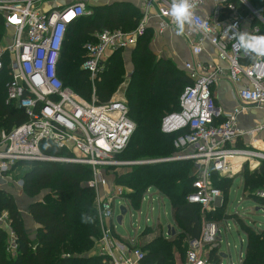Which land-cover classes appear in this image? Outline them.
<instances>
[{
    "label": "built area",
    "instance_id": "1",
    "mask_svg": "<svg viewBox=\"0 0 264 264\" xmlns=\"http://www.w3.org/2000/svg\"><path fill=\"white\" fill-rule=\"evenodd\" d=\"M109 1L0 0V18L13 33L11 43L0 47V74L5 70L9 73L6 102L24 110L27 116L24 123L0 140V174L9 183L14 167L20 162L64 161L90 166L92 178L88 185L96 193L95 206L103 233L101 254L109 257L112 264H144L146 253L140 247L115 238V227L108 222L116 221V205L110 195L106 194L110 198L107 200L100 195V190L107 186L105 170L113 168L124 174L130 166L141 163L118 158L127 148L136 124L129 116L125 99L113 95L109 101L101 102L95 88L109 57L134 47L153 17L157 32L176 30V25L169 15L172 0H143L145 11L136 29L98 32L96 41L84 46L86 55L81 67L90 73L93 86L91 99L87 100L64 86L57 65L69 27L92 15L94 6ZM207 1L191 0L192 24L186 25L182 32L194 57L185 61L183 67L191 83L180 96V110L167 114L161 128L168 134L184 131L174 141L179 154L169 159L194 164V190L187 200L200 204L203 211L214 212L225 203L222 190L214 186V174L232 176L246 165L256 168L264 161V149L256 145L264 122L249 129L240 126V115L245 109L250 106L264 109V57L251 59V54L235 47L240 32L257 34L260 26L253 25V21L264 19L247 0H213V14L203 15L200 11ZM207 45L228 63L227 74L239 85V104L230 112H223L217 105L212 90L224 69L200 59ZM44 141L67 149L71 155L44 154L41 149ZM23 184V180L17 182L21 189ZM252 195L264 199V188ZM223 221L224 226L207 221L199 238H189L185 264H211L207 247L221 243L223 227L224 231L230 230V222ZM0 224L10 229L14 253L17 243L7 209L0 211ZM244 258L241 249L238 264H243Z\"/></svg>",
    "mask_w": 264,
    "mask_h": 264
},
{
    "label": "trees",
    "instance_id": "2",
    "mask_svg": "<svg viewBox=\"0 0 264 264\" xmlns=\"http://www.w3.org/2000/svg\"><path fill=\"white\" fill-rule=\"evenodd\" d=\"M249 1L264 19V0ZM143 15L141 5L126 0H113L94 6L92 15L73 23L68 29L57 65V74L64 86L90 100L93 86L88 72L81 69L86 55L85 44L96 41L95 35L105 29L133 31ZM254 24H257L256 20ZM4 26V20L0 18V39ZM150 28H147L135 46V67L126 95L129 116L136 128L127 148L118 155L121 160L154 161L172 158L179 154L174 141L184 132L168 134L162 131L161 126L167 114L180 110V96L191 80L177 65L164 59L156 60L149 52L147 36ZM253 35H264V26ZM121 54V51H117L108 59L106 70L96 83L95 92L101 102L111 99L122 80ZM253 57L251 55V59ZM8 80L9 73L5 70L0 74V131L3 128L11 131L27 120L24 110L6 102ZM41 149L47 155H71L67 149L46 141L41 143ZM192 164L191 161L135 164L132 170L124 174H119L113 168L111 171L105 170L108 178L115 175L114 183L128 190L124 197L129 199L131 208L140 209L147 189L153 187L169 198L174 207L176 221L183 232L171 245L161 237L144 246L147 252L144 264H177V255H173L172 246L182 248L184 254L180 260L184 262L186 249L184 251L183 245L186 236L190 239L199 238L204 219L221 221L228 215V192L233 184L230 178L218 174L213 176L214 186L223 190L225 195L224 205L216 211L203 212L200 204L187 200V195L194 190L193 182L196 179L191 171ZM23 165L31 167L24 173L23 192L30 199L27 212L37 228L33 235L27 231L25 215L16 199L1 188L0 211H9L17 249L14 254L8 252V230L0 226V264H112L110 258L102 254H83L90 251L101 236L95 208L96 193L88 185L92 178L91 167L55 161L20 162L17 166ZM240 176L243 178L244 196L264 206V199L252 195L264 183V161L254 169L246 165ZM82 213L91 215L95 222L82 223ZM241 227L248 236L243 264H264V229L253 232L251 227L242 223ZM219 244H212L208 255L210 261H216Z\"/></svg>",
    "mask_w": 264,
    "mask_h": 264
},
{
    "label": "rangeland",
    "instance_id": "3",
    "mask_svg": "<svg viewBox=\"0 0 264 264\" xmlns=\"http://www.w3.org/2000/svg\"><path fill=\"white\" fill-rule=\"evenodd\" d=\"M111 1L113 0H110L109 2ZM247 1L250 4V6L254 9L251 2L249 0ZM254 11L256 10L254 9ZM255 20L257 21V25L260 26V28L264 26V21L262 19L255 18ZM150 29L151 31H149L147 36L149 52L152 53V55L155 57L156 60L159 59L168 60L170 64L177 65L179 68H181L184 71L183 68L184 62L187 59H185L186 57L183 54L184 52L186 53V50L189 49V46L187 44V41L183 33L178 34L177 31L174 29L166 31L164 33L157 32L155 28L152 27ZM12 34H13L12 30L7 29V27L4 26V33L0 39V47L6 46V44L11 43L13 39ZM135 46L128 47L126 50L121 51L122 53L121 56L118 55V57L119 56L122 57L123 76L120 84L118 85L117 89L113 94L116 99H125L127 102L128 109H129V102L126 92L130 86L131 75L134 72V67H135V63H134V54L136 50ZM188 51L190 52V50ZM190 58L191 55L189 56V59ZM88 74L90 77V73ZM247 114H249V116L253 120L254 119L257 120L258 118H262L264 116V109L259 107L258 108L251 107L247 111ZM256 123H259V121H256ZM8 132L9 131H7L4 128L1 129L0 140ZM139 162H144V161H139ZM193 166H191V171L195 170ZM30 168L31 167L29 165L15 167L13 169V175L11 181L5 186L0 187V189L2 188L8 190L11 189L12 187L16 188V183L19 182L20 180H23L24 173H26V171H28ZM129 168L130 169L126 171L132 170V166H130ZM112 174H115V172ZM114 176L112 177V179L114 178ZM263 188H264V183L262 184V187H258L256 190H260ZM127 191L128 190L124 188V186L118 184L116 187L114 186L110 188L107 187L104 188L103 190L102 189L100 190V195L104 199L106 200L110 199L107 197L106 194H110V196L113 197V203H115L116 205L115 207L116 215L120 213V207L122 204H124L128 208V213L124 215V219L121 224L117 223L115 220L112 221L109 220L108 223H110L109 226L113 225L115 227L114 229H117V232L114 233V236L117 239V241H120L122 243L128 244V242L125 241L126 239L128 240L130 236L131 237L135 236V233L139 234V241H138L139 244H137V246L140 247L143 251H145L144 246L149 245L155 239L162 237L164 230L160 225L157 226V222H160L162 226L165 228L169 224H174L173 208L170 201L166 197H163V199H161L157 194L156 190L152 189L151 193L153 195V200L151 201L149 198L146 197L145 201L144 202L142 201L143 204L141 205L140 209H133L131 208L130 203L129 201H127V199L123 198L121 200L115 197V196L121 197L122 195H126ZM17 193H18V188H16L14 191V194ZM245 194H248V192ZM258 205L259 202L257 200L248 199L246 198V196H244L242 180L239 176L236 177L234 179L233 186L230 189L229 199H228V210H227L228 215L226 218L229 219L230 230L224 231V227H223V231H222L223 236L220 244L221 252L227 254L226 255L227 258L223 259L222 255L217 254V259L215 261V264L216 263L218 264L221 261L222 264H238L240 258V249H242L243 257L245 256L248 236L245 233V231H243L241 227V223L247 224L249 227H251V230H253V232L259 231L260 229H264V211L261 210L257 211L256 207ZM96 211H97L98 223H99L98 210L96 209ZM147 217L150 218V221L152 220L153 222V224L152 222L149 223V225L151 226L148 225L146 226ZM102 235L103 233L101 231L100 238L94 242V246L91 248L90 251L83 253L84 256L101 254L100 240L102 238ZM166 243L171 245L174 243V239L169 240ZM227 243L230 244V247L227 246ZM11 244H12V236L8 235L7 247L9 246L10 249V252L8 249L9 253L13 252L11 251L12 250V248L10 247ZM185 249L186 248H184V251ZM208 251L210 254L209 248ZM172 253L173 255L177 254L179 260H180V256L182 257L184 254L182 248L178 246L177 247L172 246Z\"/></svg>",
    "mask_w": 264,
    "mask_h": 264
},
{
    "label": "crops",
    "instance_id": "4",
    "mask_svg": "<svg viewBox=\"0 0 264 264\" xmlns=\"http://www.w3.org/2000/svg\"><path fill=\"white\" fill-rule=\"evenodd\" d=\"M120 1V0H119ZM121 1H125V0H121ZM126 1H130L131 3L135 4V5H141V9L142 11L144 12L145 11V3L143 2V0H126ZM214 1L213 0H208L206 2V4L201 8V13L204 15H212L213 14V11H214ZM153 13V11H150ZM225 17V16H224ZM148 27H153L155 28L156 30V18L153 17L149 22H148ZM188 44V43H187ZM189 46V44H188ZM190 50V52L188 51ZM186 50V53L184 52V56L186 57L185 59H187L186 61H191L194 59L193 55H192V52H191V49H190V46H189V49ZM191 55V58L189 59V56ZM201 61H203L204 63L206 64H212V65H219L221 66L223 69H224V74L221 75L219 77V79L217 80L216 84L213 85V92H214V95H215V98H216V103L217 105L223 110V112H230L232 111L236 106H238L239 102H238V98H237V88L239 85L235 84L233 81L230 80L228 74H227V67H228V63H226L225 61L221 60L218 55L216 54V52H214V50L212 49V47H210L209 45H207V51L206 53H204L201 57H200ZM257 108V107H254V106H250L248 107L247 109H245V111H243L240 115V126L244 129H249V128H252L254 127L255 125L257 124H260V123H263L264 122V116L262 118H258L257 120L256 119H252L249 114H247V111L249 110V108ZM256 121H259V123H256ZM259 141H256V145L262 149H264V131L260 133L259 135ZM176 161H183V160H176ZM249 167V166H248ZM245 168V167H244ZM250 169H254L255 167H249ZM128 170L130 168H127ZM244 170V169H243ZM240 171V172H237L235 173L234 175L232 176H223V178H230L233 180V183H234V179L236 177H240L241 180H242V183H243V178L240 176L241 173L243 172ZM235 176V177H234ZM107 186L106 188H110V187H116L117 184L114 183L112 177L110 176V178L107 177ZM8 184V183H7ZM233 186V184H232ZM231 186V188H232ZM18 188V193L17 194H14V191L15 189ZM16 188L12 187L11 189H8L6 191H8V193L12 194L14 196V198L16 199V202L19 206V208L21 209V211L24 213V215L26 216L25 219H26V229L27 231L33 235L36 228H37V225L36 223L34 222V220L32 219V217L28 214L27 210H28V207H29V204H30V199L25 196V194L23 193V189L19 188V186L17 185L16 183ZM230 188V189H231ZM152 189H155L157 194L159 195V197L161 199H163V196L162 194H160V192L156 189V188H149V191L147 189L144 197H143V202L145 201V198H149L151 201L153 200V195L151 193V190ZM230 189H229V192H230ZM223 192V190H222ZM229 192H228V199H229ZM110 195V194H108ZM223 195H224V192H223ZM116 198L118 199H127V201H129L128 198L124 197V195H122L121 197H118V196H115ZM167 198V197H166ZM169 200V198H167ZM170 201V200H169ZM224 201H225V195H224ZM130 203V201H129ZM171 203V201H170ZM143 204V203H142ZM172 205V204H171ZM121 206H125L124 204H122ZM126 207V206H125ZM172 208H173V217H174V224H169L166 228L162 226V224L160 222H157V226H161L163 228V234H162V237L169 241V240H176L178 235L180 233H182L183 231L179 228V225L176 221V218H175V210H174V207L172 205ZM128 209V208H127ZM227 210H228V200H227ZM152 211H153V208H152ZM203 211V210H202ZM203 212H207V211H203ZM141 213V211H140ZM124 219V218H123ZM229 222V219L226 218ZM224 220V219H223ZM223 220L221 221H216V222H220L221 223V226H224V224L222 225V223L224 222ZM208 220H203V224L205 222H207ZM117 222V220H116ZM123 222V220H122ZM152 222V220L150 221V218L147 217L146 219V226H151L149 225V223ZM153 224V222H152ZM0 226H4V225H1ZM153 226V225H152ZM7 230H8V235H11V232H10V229L7 227V226H4ZM173 229H175V234L173 233ZM117 232V229H115L114 233ZM135 233V232H134ZM126 242H128V245L131 244V242L135 243V246H137L138 241H139V234L135 233V236L128 238V240L126 239L125 240ZM188 241H189V237L186 236L185 240H184V245L183 247L186 248L187 245H188ZM127 244V243H126ZM221 244V243H220ZM219 244V250H218V253L219 255H222L223 252H221V245ZM186 245V247H185ZM228 246V245H227ZM129 248H131L132 246H128ZM211 247L212 245L208 246L207 249L209 248L211 250ZM230 247V246H228ZM241 251V249H240ZM246 252V251H245ZM15 253V252H14ZM13 253V254H14ZM145 253H147L145 251ZM177 255V254H176ZM208 255H209V251H208ZM227 255V254H226ZM223 257V256H222ZM209 258V257H208ZM224 258H227V257H223ZM186 260V259H185ZM211 264H215L214 261H210ZM239 263V261H238ZM177 264H185V261L182 262L181 260L178 259V255H177ZM219 264H222V261L219 262Z\"/></svg>",
    "mask_w": 264,
    "mask_h": 264
},
{
    "label": "clouds",
    "instance_id": "5",
    "mask_svg": "<svg viewBox=\"0 0 264 264\" xmlns=\"http://www.w3.org/2000/svg\"><path fill=\"white\" fill-rule=\"evenodd\" d=\"M194 6L191 0H172L169 15L176 25L177 33H182L186 25L192 24ZM235 47L243 49L246 53L256 57H264V35H253L248 32H240L236 37ZM81 222L94 223L91 215L81 214Z\"/></svg>",
    "mask_w": 264,
    "mask_h": 264
},
{
    "label": "water",
    "instance_id": "6",
    "mask_svg": "<svg viewBox=\"0 0 264 264\" xmlns=\"http://www.w3.org/2000/svg\"><path fill=\"white\" fill-rule=\"evenodd\" d=\"M178 159H162V160H154V161H144V162H141L140 164H149V163H159V162H168V161H176ZM58 162H64V161H58ZM8 183V180L4 177L1 176L0 174V187H3L5 186L6 184ZM256 210L257 211H264V206L263 205H258L256 207ZM128 213V209L127 207L125 206H121L120 207V213L117 215L116 217V220H117V223H122V220L124 218V215H126ZM173 233L175 234V229H173ZM218 240L221 241V237L219 236L218 237ZM222 256L223 257H226V254L225 253H222Z\"/></svg>",
    "mask_w": 264,
    "mask_h": 264
},
{
    "label": "bare ground",
    "instance_id": "7",
    "mask_svg": "<svg viewBox=\"0 0 264 264\" xmlns=\"http://www.w3.org/2000/svg\"><path fill=\"white\" fill-rule=\"evenodd\" d=\"M256 141H259V140H256ZM257 143V142H256ZM235 160H236V158H235ZM242 188V187H241Z\"/></svg>",
    "mask_w": 264,
    "mask_h": 264
}]
</instances>
